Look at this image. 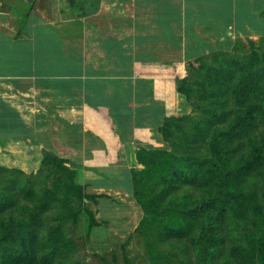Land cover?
Listing matches in <instances>:
<instances>
[{
  "label": "crops",
  "instance_id": "1",
  "mask_svg": "<svg viewBox=\"0 0 264 264\" xmlns=\"http://www.w3.org/2000/svg\"><path fill=\"white\" fill-rule=\"evenodd\" d=\"M260 39L264 0H0V167L51 154L89 200L134 198L136 150L190 114L186 66Z\"/></svg>",
  "mask_w": 264,
  "mask_h": 264
},
{
  "label": "trees",
  "instance_id": "2",
  "mask_svg": "<svg viewBox=\"0 0 264 264\" xmlns=\"http://www.w3.org/2000/svg\"><path fill=\"white\" fill-rule=\"evenodd\" d=\"M249 44L247 52L237 51L240 42L233 52L200 59L192 75H179L178 91L192 113L166 118L160 126L172 150L142 148L157 167L154 178L133 171L134 198L145 215L171 211L181 218L180 225L161 232L159 241L183 244L182 251H194L199 264H248L251 258L264 264V231L245 247L231 229L243 212L235 188L264 166V50ZM45 164L70 175L65 188L79 189L85 206L91 197L73 182L74 171L51 154ZM34 177L0 167L1 264H67L77 249L64 231L66 221L78 219L76 209L61 210L49 223L56 193L43 189L36 200ZM143 185L155 191L150 201L141 197ZM86 213L89 228L96 226L94 212L86 207ZM123 250L131 264L126 246Z\"/></svg>",
  "mask_w": 264,
  "mask_h": 264
},
{
  "label": "rangeland",
  "instance_id": "3",
  "mask_svg": "<svg viewBox=\"0 0 264 264\" xmlns=\"http://www.w3.org/2000/svg\"><path fill=\"white\" fill-rule=\"evenodd\" d=\"M253 42L264 50V39ZM241 43L243 45L239 46L237 51L247 52L250 49L249 41ZM199 63L192 66H197ZM185 69L188 75H192V67L189 64ZM187 106H190L191 114L192 105L188 102ZM165 145L167 150H172L168 142ZM142 148L139 146L136 150L134 171L140 173L141 177L154 178L159 172L151 160L142 153ZM156 148L152 146L147 149ZM167 163V161L163 162V165L166 166ZM34 175L35 189L38 191L36 200L39 199L43 189L56 193L53 196L52 208L48 212L49 223L53 222L52 217L58 216L61 210L65 212L69 207L75 208V214L79 215L77 220L70 218L64 223L65 234L72 237L77 245L67 264H126L123 246H126V256L131 264H199L194 251L189 250L186 253L182 251L185 247L183 244L178 242V247L159 241L158 237L163 230H172L181 224V218L177 213L168 211L145 215L133 197L112 196V198H100L98 201L87 199L83 206L79 199V189L70 186L71 184L70 189L65 188L70 182L67 178L70 177L69 174L49 164L43 171ZM72 180L76 183L75 176ZM234 191L238 195L237 202L243 204V212L231 229L234 230V236L241 238L245 247H251L250 241L256 243L264 231V166L249 176L247 181L239 184ZM154 193L155 191L150 192L146 185H143L140 192L141 197L148 201L155 196ZM86 207L94 212L97 220V225L92 228H89ZM247 262L259 264L253 258L248 259Z\"/></svg>",
  "mask_w": 264,
  "mask_h": 264
}]
</instances>
